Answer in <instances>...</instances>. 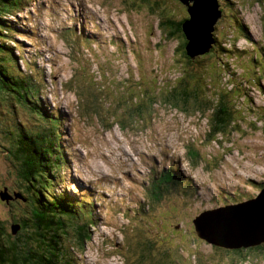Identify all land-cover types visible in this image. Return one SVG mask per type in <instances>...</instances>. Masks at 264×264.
I'll list each match as a JSON object with an SVG mask.
<instances>
[{
    "label": "rangeland",
    "instance_id": "rangeland-1",
    "mask_svg": "<svg viewBox=\"0 0 264 264\" xmlns=\"http://www.w3.org/2000/svg\"><path fill=\"white\" fill-rule=\"evenodd\" d=\"M141 1L35 0L17 16L12 15V10L21 4L14 3L12 10L7 11L4 22L15 31L6 38L15 37L25 55L20 56L15 49L12 52L18 72L23 74L27 68L25 60H30L32 78L43 84L39 88L45 95L43 101L50 108L55 105L65 124L63 130L60 127L61 134L67 131V137L56 139L64 156L61 167L54 172L59 173V178L53 180L48 169H43L47 176L39 185L44 195L40 196L43 207L40 204L34 208L35 214L41 217V212L56 213L67 219V213H73L70 205L77 208L76 204L83 202L85 189L91 190L95 201L83 208H98L100 214L94 211L95 227L86 229L82 247L74 244V249L73 236L77 238L79 226L85 223L65 221L66 235L62 231L60 235L68 238L70 244H59L54 238L52 244H56L57 251L54 247L50 254L60 256L62 252L66 258L62 264H264V244L262 251L244 256L222 248L240 242L236 233L227 236L217 228L223 218L237 210H216L231 198L230 191L236 189L240 199L254 198L264 184V1L221 3L222 17L211 33L216 36L215 50L202 59V66L207 68L203 80H210L202 83V99L207 95L213 102L200 112L191 109L189 102L183 106L173 100V107L163 102V86L175 83L186 66L183 56L173 52L180 38L165 41L158 27L159 18L163 13L168 17L172 11L171 17L181 20L187 17L184 7L177 0ZM73 24L74 31L81 35L91 38L99 34V47L95 44L88 48L91 40L76 34L73 39L72 32L66 34V30L73 31ZM75 39L80 48L89 50H80L78 55L79 47L74 45V53L68 41L74 43ZM114 41L123 49L117 44L116 48L107 45ZM218 47L225 50L220 52ZM226 50L231 53L226 54ZM8 82L10 85L11 78ZM9 85L8 92L0 90V192L6 195L7 188L9 193H18L8 201L12 207L0 198V216L2 234L12 240L18 236L12 231L16 226L10 232L11 216L16 214L13 207L25 209L22 192H32L31 176L29 179L16 171L20 150L16 146L21 144L19 136L26 131L23 129L35 133L40 120L34 117L38 115L36 109L21 93L16 98ZM217 90L231 92L227 103L232 123L213 137L208 120L216 106ZM141 93L148 100L141 98ZM32 94L37 96L34 90ZM111 123L113 127L108 132L99 127H109ZM122 125L125 130L120 129ZM190 145L199 152L200 163L190 162ZM70 146L72 152L64 153ZM220 153L226 156L224 162L216 159ZM42 161L44 165L48 162ZM220 163L224 169L214 170ZM173 164L177 170H172ZM161 175L165 180L183 184L174 189L169 185L168 193L157 190L154 196L166 194L161 200L160 196L148 200L146 189L153 188ZM189 186L195 192L189 191ZM46 201L55 205L48 203V208ZM247 211L238 212L245 214L239 218L243 227L254 223V216ZM204 212L207 214L199 215ZM87 217L88 214L84 219ZM197 217L202 238L192 222ZM228 219H234L233 227L238 223L236 217ZM28 223L33 226V218ZM44 235L49 239L57 234L45 229L41 233ZM35 237V242L23 237L20 240L25 242L18 245L22 250L26 246L43 249L40 255L36 253L41 258L48 240ZM55 262L48 260V264Z\"/></svg>",
    "mask_w": 264,
    "mask_h": 264
},
{
    "label": "trees",
    "instance_id": "trees-1",
    "mask_svg": "<svg viewBox=\"0 0 264 264\" xmlns=\"http://www.w3.org/2000/svg\"><path fill=\"white\" fill-rule=\"evenodd\" d=\"M151 1L152 0H142L141 3L151 2ZM263 1L264 0L262 1L256 0V3H259V2L263 3ZM14 3H19L21 5H17V8L13 11L11 5H13ZM262 3L260 4L261 6H262ZM29 4H30L29 0H19V1L0 0V20H3L1 21V24H0V52H1L0 54H2L0 55V90H3L5 92L9 91V87L7 86L9 85V82H8L9 78H11V84L9 85L10 87L15 86L16 84H26V83L32 82L31 78L26 77L28 75L27 73L18 74V68L15 63L16 60L12 52L14 49L15 50L19 49L21 53L22 50L20 48V45L16 42L15 38H13L12 35L8 37V39L6 38V35L8 33L12 34L13 31L4 22L7 20L6 18L7 11L12 10V15L15 16L17 13H19V11L23 9L24 6L29 7ZM184 9H185V12L187 13L186 8ZM153 10L154 9L150 8L149 12L153 13ZM171 14H172V11H170L168 17H166L164 13L161 15V17L159 18V27H160L161 33L163 34L165 41L169 42L175 38H180V44L178 45V47H175L174 54L175 56H178L179 54L183 56V59L185 60L184 64L186 68L181 71L180 76L177 78L175 83H169V84L167 83L166 85L163 86V89H166V96L163 102H164V105H168L169 107H173V100L176 102H179L183 106L187 105V103L189 102L193 106L191 109L196 110L197 112H200L202 111V107H206L213 102V100L210 99L212 97L208 98L207 95L204 96V98L202 99V83L209 80V79L203 80L205 78V73L207 71V68L205 67V65L202 66L203 65L202 59L208 56H211L212 51L215 50L214 49L215 47L212 49H209L208 52L202 55H199L195 57L194 59L189 58L186 55V51L184 50L187 45V41H186V38L184 37V32L182 28V24L186 20V17L182 18L181 20L176 21L175 16L171 17ZM10 24L12 25L11 22ZM9 42H11V45L8 44ZM218 48L220 52L225 50L221 47H218ZM229 53L230 52L226 50V54H229ZM253 63H256V61L253 60ZM180 65L181 63L177 64V66H180ZM29 73L32 74L31 72ZM5 77H7L6 81H5ZM4 83H6L7 85ZM209 88L210 86H208V89ZM230 93L231 92L229 91L220 92L219 90L215 92V97L217 98L216 106L214 110H212L211 117L208 120L212 131H216L217 129H220V131L224 132V130L228 128L229 125L232 123V112L230 111V108L228 106L229 104L227 103L228 101L227 98L229 97ZM209 95H212V93ZM31 103L32 102L30 101V104ZM87 109H89V107H87ZM36 111L38 112V115H35V117H37L40 120L39 129L35 133H33L27 130L26 128H24L23 130H26V131H24V133H22L19 136L21 140L20 142L21 144L18 143L16 146V148H20V150H17L18 160L16 164L17 165L16 171L20 174V176H23V174L29 175L28 169L31 170V175H30L31 183L29 184V188L30 190H32V192L29 193L27 190H25L26 193L22 192V197L23 199H25V202L27 203V207H25V209L23 210L21 209L22 210L21 211L20 209H16L15 207H13L14 210L16 211V214L14 216H11L13 223H9V225H10V232H11V227H14V226L19 227V230L17 231L18 236L16 239L11 240L9 236L5 237V235L2 234L4 230L2 229L3 223L1 221V216H0V264H48V260H53V262L56 261L55 264H59V261H60L59 254L52 255V256L50 254V251L54 247L57 251L56 244H52V243L53 241L55 242L54 238L58 240L59 244L60 242L67 243V240H68L67 238L60 235L61 231L66 235V232L64 231L65 223L63 222L64 219L66 218H62L56 213L49 214V213L41 212V214L43 215L41 216L42 218L40 217V215H38L39 216L38 217L37 214H35V212L37 211H35L36 209L34 208H37L38 206H40L41 200L43 199V198L40 199V196L42 197L44 196L41 194L39 185L44 184V181L42 178L45 177L46 179L47 177L45 176V174L41 172L43 169L46 168L52 175L57 165V162H58L56 161V159L59 154H55L53 150L60 153L61 149L58 147V144L56 141L58 135H57V130H55V128L57 126H61L62 124V122H60L59 120H56V119L51 120V118L48 117L49 112L47 110L45 111L42 110L41 104L36 107ZM136 111L140 113L138 110ZM131 119H132V116H130V120ZM133 122H134V118H133ZM103 125H101L102 128L103 129L105 128L106 130H110L113 127V123H111V126L109 127H107L105 124ZM29 145H32V146H29ZM42 159L48 162H46L44 165ZM58 160L60 161V158ZM5 189H6L5 191H7V194L10 196V198L14 197V195L18 193V192L9 193L8 189L7 188ZM46 196L48 198V194H46ZM152 197L157 198L159 196L156 197L153 195ZM9 202H7L6 205H10L11 203ZM47 202L48 201H46V203ZM48 203L52 206L55 205V203H52V202H48ZM48 203L46 207L48 206ZM12 205H10V207H12ZM41 206L43 207V204H41ZM49 207L50 206H48V208ZM31 218H33V221H34L33 226L28 225L29 219ZM67 218L68 219L71 218V215H69L68 213H67ZM45 229L46 230L50 229L57 235L51 236L49 239L45 237V235L41 236V233L44 232ZM82 232L84 233V231ZM6 235H9V234H6ZM35 235H38L39 237L41 236L40 239L43 238V241L46 238H47L46 240H48L46 244L47 248L44 252H42L45 255L41 256V258L38 257V255L41 254L40 251H43V249L41 250H37L33 248L31 249L29 246H26L22 250L21 249L22 246L18 245L20 242L21 243L25 242L23 240H20L23 237L24 239H28L29 241L35 242L36 241ZM76 235H77V239L75 238V236H73V239H72L73 243L75 245H77V243L78 245H80L81 243H84L83 237H82L84 234L80 235L77 231ZM51 244L52 246H50ZM19 249H20V252H19ZM262 250H263L262 246H256V247L250 246L247 249L239 248L237 250H227V251L230 253L234 252L237 255L241 256L242 254H245V253L250 254V253H253L254 251H262ZM50 264H54V263H50Z\"/></svg>",
    "mask_w": 264,
    "mask_h": 264
},
{
    "label": "water",
    "instance_id": "water-1",
    "mask_svg": "<svg viewBox=\"0 0 264 264\" xmlns=\"http://www.w3.org/2000/svg\"><path fill=\"white\" fill-rule=\"evenodd\" d=\"M179 1L186 7L188 6L190 19L184 22L182 28L187 40V45L185 47L186 55L189 58L194 59L195 57L208 52L211 45L214 43L211 33L221 16V12L218 10V0ZM1 194L2 193H0L1 200H6L7 202L10 200V196L6 192V195ZM244 209L248 210L247 213H249L250 216H254V223L250 224V227H248L249 231H247V233H245L246 227H243L238 223H236V226L233 227L234 224H231V222L234 221V219H228V217H236V220L237 217L242 218L245 214L238 212H241V210ZM235 210H237V213L223 218L217 224V228L227 236L228 234L236 233L240 240V246L248 248L256 241V244L264 242V194L253 202L236 207ZM219 218L220 217H218V219ZM197 221H194L196 231L199 237L202 238L198 229ZM18 229L19 227L17 226L13 228V233H16ZM251 238H253L252 244L250 243Z\"/></svg>",
    "mask_w": 264,
    "mask_h": 264
},
{
    "label": "bare ground",
    "instance_id": "bare-ground-1",
    "mask_svg": "<svg viewBox=\"0 0 264 264\" xmlns=\"http://www.w3.org/2000/svg\"><path fill=\"white\" fill-rule=\"evenodd\" d=\"M184 24V23H183ZM182 24V25H183ZM68 28V27H67ZM66 28V29H67ZM69 29V28H68ZM145 34V33H144ZM27 37H29V36H27ZM185 50V49H184ZM22 53V52H21ZM47 54V53H46ZM51 116H54L53 115V113H51ZM66 134H67V131H66ZM26 142H28V141H26ZM30 142V141H29ZM31 144V143H30ZM29 146H32V145H29ZM261 148V147H260ZM28 152V151H27ZM40 155V154H39ZM41 195V194H40ZM259 198V197H258ZM239 221H240V219L237 217V222H238V224H239ZM153 226V225H152ZM247 230H249V228H248V226H246V229H245V233H247ZM252 241H253V238H251L250 239V243L252 244ZM78 244V243H77ZM146 244V243H145ZM231 244H234V245H231ZM254 246V245H253ZM256 247V246H255ZM222 248H224V249H226V250H237V249H239V248H243V249H247V247H244V246H240V243H238V244H236V243H230V244H228V245H223V247ZM159 249V248H158ZM151 255V254H150Z\"/></svg>",
    "mask_w": 264,
    "mask_h": 264
},
{
    "label": "clouds",
    "instance_id": "clouds-1",
    "mask_svg": "<svg viewBox=\"0 0 264 264\" xmlns=\"http://www.w3.org/2000/svg\"><path fill=\"white\" fill-rule=\"evenodd\" d=\"M12 94H14V93H12ZM14 95H16L17 97H19L20 98V96H19V94H14ZM27 101V100H26ZM31 101V100H30ZM28 103H30V102H28ZM34 103V102H33ZM5 156H6V154H5ZM6 158H8L7 156H6ZM58 159V158H57ZM29 170V169H28ZM1 193V192H0ZM7 193V192H6Z\"/></svg>",
    "mask_w": 264,
    "mask_h": 264
}]
</instances>
